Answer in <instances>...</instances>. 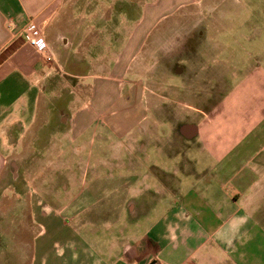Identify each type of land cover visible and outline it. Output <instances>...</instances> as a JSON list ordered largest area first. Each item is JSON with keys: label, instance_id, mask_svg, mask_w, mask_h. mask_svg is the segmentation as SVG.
Returning <instances> with one entry per match:
<instances>
[{"label": "crops", "instance_id": "crops-1", "mask_svg": "<svg viewBox=\"0 0 264 264\" xmlns=\"http://www.w3.org/2000/svg\"><path fill=\"white\" fill-rule=\"evenodd\" d=\"M55 1L0 0V264H264L260 102L248 116L254 107L259 114L240 120L226 135L217 133L226 128L224 115L217 114L226 99L212 107L213 116L195 108L202 114L198 123L192 118L176 122L186 150L194 140L195 150L183 158V166L177 162L181 153L172 151L170 165L146 161V168L145 152H140L132 166L121 161L117 169L90 168V179L83 183L21 177L44 171L26 163L29 155L41 152L33 143H39L42 127L37 115L44 83L61 67L58 58H75L68 55L69 39L59 38ZM68 2L74 11L76 1ZM154 4L144 8L147 22L149 11L153 14L149 25L155 21ZM210 7L205 15L212 13ZM31 20L53 61L43 60L24 40L22 30ZM71 21L67 31L74 41L75 18ZM253 70L264 74L260 67ZM126 121L121 118L120 125L129 126Z\"/></svg>", "mask_w": 264, "mask_h": 264}, {"label": "rangeland", "instance_id": "rangeland-1", "mask_svg": "<svg viewBox=\"0 0 264 264\" xmlns=\"http://www.w3.org/2000/svg\"><path fill=\"white\" fill-rule=\"evenodd\" d=\"M75 1L74 11L68 0L51 4L61 22L59 38L69 39L68 55L75 58H58L61 67L45 80L37 115L39 143H33L41 152L26 162L44 171L22 178L83 183L90 179V168L117 169L121 161L132 166L140 152H145L143 163L163 168L171 164L167 154L178 151L177 162L183 166V158L195 150L194 140L186 150L175 123L190 118L198 123L202 114L195 108L213 116L226 99L217 113L224 115L226 128L217 132L221 135L260 113L254 107L248 116L251 106L264 104V74L253 70L264 71V0L208 5L207 0ZM151 2L156 12L149 25L152 12L150 22L143 17ZM208 7L212 13L205 15ZM72 17L74 41L67 31ZM210 18L216 23L211 25ZM182 35L191 39L180 52L177 39ZM121 118L129 126L122 127Z\"/></svg>", "mask_w": 264, "mask_h": 264}, {"label": "built area", "instance_id": "built-area-1", "mask_svg": "<svg viewBox=\"0 0 264 264\" xmlns=\"http://www.w3.org/2000/svg\"><path fill=\"white\" fill-rule=\"evenodd\" d=\"M22 36L24 40L32 46L41 56L45 61H53V58H50L49 55L46 54V42L41 35V32L39 30V27L34 21H29L25 27L22 30Z\"/></svg>", "mask_w": 264, "mask_h": 264}, {"label": "flooded vegetation", "instance_id": "flooded-vegetation-1", "mask_svg": "<svg viewBox=\"0 0 264 264\" xmlns=\"http://www.w3.org/2000/svg\"><path fill=\"white\" fill-rule=\"evenodd\" d=\"M190 39H191V36H186V35H182L181 39H177V46L179 45L180 52L184 51L183 49L188 48V46H190L189 45Z\"/></svg>", "mask_w": 264, "mask_h": 264}]
</instances>
